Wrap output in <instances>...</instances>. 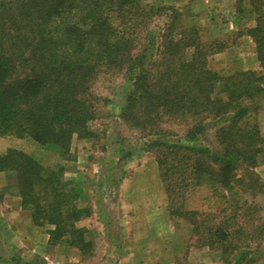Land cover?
Listing matches in <instances>:
<instances>
[{"label": "trees", "instance_id": "obj_1", "mask_svg": "<svg viewBox=\"0 0 264 264\" xmlns=\"http://www.w3.org/2000/svg\"><path fill=\"white\" fill-rule=\"evenodd\" d=\"M244 1L245 8L258 14L256 24L247 28L264 64V0H239ZM134 3L0 0V134L30 136L70 159L73 140L94 135L90 122L97 115V95L91 84L103 67L127 64L130 85L121 116L153 131L150 146L159 149L157 161L171 198L174 186L193 181L208 180L232 191L246 183V177L236 173L240 168L262 184L253 168L264 149V136L251 116L256 98L264 94V74H222L211 68L199 36L189 42L173 40L167 59L148 65L145 54L133 51L136 39L126 31ZM188 47L194 48L191 55ZM164 118L189 124L183 141L159 135ZM210 125L220 148L199 145ZM9 170L16 172L21 206L33 223L50 225V244L65 243L82 256L93 255L94 240L77 224L90 216L91 207L79 205L83 190L76 179L66 178L65 166L45 165L11 147L0 154V171ZM196 212L185 206L172 211L184 218ZM191 221L198 231L199 225ZM209 230L207 244L233 252L238 263L251 264L249 251L232 231Z\"/></svg>", "mask_w": 264, "mask_h": 264}, {"label": "rangeland", "instance_id": "obj_2", "mask_svg": "<svg viewBox=\"0 0 264 264\" xmlns=\"http://www.w3.org/2000/svg\"><path fill=\"white\" fill-rule=\"evenodd\" d=\"M134 2L126 31L136 39V48L132 50L145 54L148 65H161L170 55L174 41L189 42L198 36L207 47L210 67L222 74L239 70L243 59H250L256 51V42L247 28L253 21L251 9L245 8L247 1ZM138 7L142 11L137 12ZM193 49H186L188 55ZM129 76L127 64L100 70L91 84L97 95V115L90 122L94 135L74 139L70 159L43 147L30 136L0 134L4 138L0 140L4 144L0 150L18 148L45 165L65 166L66 178L76 179L83 190L79 205L91 207V216L82 226L95 243L93 255L82 256L73 246L46 241L50 225H35L28 210H3L0 218L6 222L3 231L7 235L9 224L17 218L33 224L36 230L30 232L29 238L20 233L18 240L6 242L4 249L9 251L0 256V264H7L4 260L9 258L11 264H246L236 262L233 252L207 244L212 235L210 228L232 231L234 239L245 245L244 251H249L251 264H264V149L253 168L262 184L240 168L236 173L246 177V183L236 185L232 191L208 180L193 181L186 186H174L171 198L157 161L159 149L150 146L153 131L134 126L121 116ZM254 103L251 120L258 122L264 112V94ZM161 123L160 136L171 141L184 140L188 123L172 118H164ZM200 140L199 145L220 148L214 125ZM13 184L10 182L0 191L2 201L6 194H17ZM183 206L194 209L196 214L184 218L172 213ZM191 220L199 225L198 231ZM25 222L24 227L17 224L20 232L26 231ZM24 236L29 239L27 242L23 241ZM1 243L0 240V246Z\"/></svg>", "mask_w": 264, "mask_h": 264}, {"label": "crops", "instance_id": "obj_3", "mask_svg": "<svg viewBox=\"0 0 264 264\" xmlns=\"http://www.w3.org/2000/svg\"><path fill=\"white\" fill-rule=\"evenodd\" d=\"M252 16H253L252 24L251 25H248L250 27H253L256 24V16L257 15H255V13L252 12ZM252 39L255 42V39L253 38V36H252ZM255 45H256V49H255L256 51L254 53H252L250 59H243V62L244 63L242 62V64H243L242 67H240L238 69L239 70H254V71H256L259 74H264V71H261V70H264V66H263L264 64H262L261 63V60L259 59V55H258V51H257V44L255 43ZM257 123L259 125V129H260L261 134L264 136V112L258 117V122ZM2 139H4V138L1 137L0 140H2ZM0 145H4V144H1V142H0ZM2 152H5V149L4 150H0V154ZM257 175H259V174H257ZM10 182L11 183H14L12 185L14 188L17 187L16 172L15 171H12V170H9V171H0V191H2L3 190L2 188L4 186H7ZM6 193H8V192H6ZM1 208H3V209H1ZM16 209H19L18 212L23 209L22 206H21V200H20V197L18 196V193L15 194V195H13V194H11V195L6 194V199H4L3 201L0 198V212L2 214H3V210H9V211H15L16 212ZM90 216L81 219L80 221L77 222V224L79 226H82V225L86 224L84 222H86V219L87 218H90ZM18 220L19 219L17 218L16 220H12L10 224L7 223V224L10 225V235H7L6 232L3 231L4 227L6 226V225H4L6 222L3 221L0 218V224L2 223V225L0 226V240L2 241L1 246H0V256L1 255H4L5 253H7V251H9L7 249H4V246L7 245L6 242H8L10 240L9 243H12V242H14V240H18V238H19L18 235L20 233H22V234L23 233L28 234L27 237L29 238L30 232H33L34 233V231L36 230V227L33 226V224H30V223L28 224L25 221H18ZM24 222L27 224V228H25L26 231L25 232H20L19 231V227L17 226V224L18 223H21V227H22ZM88 233H89V231H88ZM28 238H25V236H24L23 237V239H24L23 241H26L27 242L29 240ZM46 241H48L50 243V241H49V232H48V234L46 236ZM57 244H59V243H57ZM11 252H13L12 254L15 253V251L13 249H11ZM4 261L7 264H11L12 263V260L10 258L9 259H6Z\"/></svg>", "mask_w": 264, "mask_h": 264}]
</instances>
